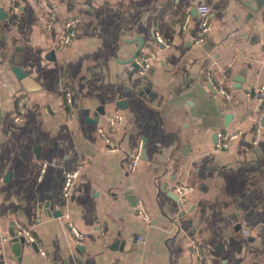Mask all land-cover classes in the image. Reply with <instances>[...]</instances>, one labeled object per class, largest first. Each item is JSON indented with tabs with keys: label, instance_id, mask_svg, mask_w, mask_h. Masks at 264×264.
I'll use <instances>...</instances> for the list:
<instances>
[{
	"label": "crops",
	"instance_id": "crops-1",
	"mask_svg": "<svg viewBox=\"0 0 264 264\" xmlns=\"http://www.w3.org/2000/svg\"><path fill=\"white\" fill-rule=\"evenodd\" d=\"M257 3L252 11L243 0H0V264H264V0ZM200 4L212 28L196 44ZM68 18L77 37L54 51ZM139 57L148 58L145 75ZM13 66L40 89L26 92ZM258 87L262 101L247 94ZM114 112L123 122L109 151L97 129ZM233 130L243 133L215 151L216 133ZM139 142L140 161L127 174ZM75 168L64 196V173ZM178 185L189 188L182 200ZM17 224L45 255L15 244ZM193 243L205 257L192 254Z\"/></svg>",
	"mask_w": 264,
	"mask_h": 264
},
{
	"label": "built area",
	"instance_id": "built-area-1",
	"mask_svg": "<svg viewBox=\"0 0 264 264\" xmlns=\"http://www.w3.org/2000/svg\"><path fill=\"white\" fill-rule=\"evenodd\" d=\"M55 5L53 4L51 6L50 12L47 15L46 19L44 20L43 24V30L45 33H50L53 25H54V19H55ZM196 12L198 16V25L194 31L192 40L196 44H201L205 41L206 37L208 36L211 28L212 23L210 19V7L207 4H200L196 7ZM189 15H186L184 20L179 24V30L184 31L187 26ZM76 22L74 19L68 18L61 26L60 28V34L54 38L51 43L50 47L54 51H62L65 48L70 47L77 35H76ZM158 42L162 43V39L160 37H157ZM150 55V53H148ZM140 59H136L135 63L137 65V70L140 75H145L146 71L149 67L147 63V59L145 57H139ZM220 90V92H225L223 89H217ZM248 95H253L258 101H262L263 98V88L258 87L256 89H249L247 91ZM64 107L67 108V112L64 114V117L66 120L71 119V111L73 109V101L72 96L69 91H65L64 93ZM15 120H18L16 118ZM261 117H256L254 120V131L255 134L253 135L252 144L257 143V133L259 132V129L261 127ZM123 122V115L119 112H114L111 114H108L106 116V127H98L97 132L99 135L103 138L104 142L107 144V150L109 151H116L117 150V143L114 141L112 135L116 131L117 126L120 125ZM241 130H233V131H219L216 133V142L214 144V150L219 151L223 150L231 144L233 140L240 137L242 135ZM140 155H141V142L138 143V146L135 151L128 154L125 162V171L127 174L134 173L137 169L138 163L140 161ZM78 173V169H72L64 173L63 181H62V191L64 196L69 195V191L71 188V185L73 183V180L76 178ZM189 188L187 186L178 185L175 188L176 194L179 199H184L185 194L188 192ZM139 214L144 219L147 220L149 218L148 213L143 205H140L139 207ZM40 211L36 210L35 212V221L39 220ZM68 228L73 235L74 239L77 243H80V241L83 238L82 233H80L71 223H68ZM15 233L12 236V239L17 240H23L29 244H32L35 246L42 255H45V251L42 249L40 242L38 239L33 235V233L26 229L25 227H22L20 224H17L15 226ZM242 235L244 238L248 237L250 235L248 227L242 228ZM139 243L142 242V237H139L137 239ZM7 242V238L2 236L0 234V244H3ZM191 252L197 259H202L206 256L205 249L200 245V243H193L191 246Z\"/></svg>",
	"mask_w": 264,
	"mask_h": 264
},
{
	"label": "water",
	"instance_id": "water-1",
	"mask_svg": "<svg viewBox=\"0 0 264 264\" xmlns=\"http://www.w3.org/2000/svg\"><path fill=\"white\" fill-rule=\"evenodd\" d=\"M243 3L248 8H250L252 11H255L257 9V6H258L257 0H243ZM194 11L196 12V9H194ZM141 46L142 45H140L138 48H140ZM134 65L137 68L136 63H134ZM12 70H13V73H14L16 79L20 81V83L22 84V86L26 92H34V91L40 89L39 85H37L30 77H28L27 73L22 71L20 69V67L13 66ZM236 81H240V80L236 79ZM259 150L260 149L257 148V151H259ZM58 214H60V211H58ZM134 238H136V236ZM14 241H15V244H17V245H19L20 243H25L27 245L29 244L23 240L14 239Z\"/></svg>",
	"mask_w": 264,
	"mask_h": 264
}]
</instances>
